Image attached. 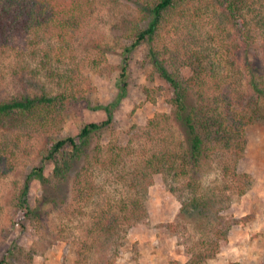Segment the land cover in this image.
<instances>
[{"label":"rangeland","instance_id":"374dc122","mask_svg":"<svg viewBox=\"0 0 264 264\" xmlns=\"http://www.w3.org/2000/svg\"><path fill=\"white\" fill-rule=\"evenodd\" d=\"M150 0H93L92 13L78 28L62 38L55 32L45 37L16 35L14 47L0 51V98L24 92L64 91L75 95V104L50 129L21 130L13 124L0 127V264H186L190 253L213 246L219 218L212 221L195 211L181 212L180 201L164 181L162 173L153 175L146 196L147 215L127 229L123 239H113L95 231L94 213L103 196L114 199L116 191L98 171L91 176L95 184L89 199L75 200L71 183L43 186L29 182L27 202L32 212L21 206L20 193L30 170L40 163L47 136L62 138L79 132L89 122L107 117L112 121L101 137L94 136L91 148L131 144L135 149L154 144L157 137L174 143L180 137L175 123L163 124L159 134L144 133L146 123L158 113L171 112L172 87L152 67L148 58L150 43L142 42L126 55V91L117 101L118 77L123 49L132 41L136 23H147ZM190 12L174 16L155 42L172 70V49L187 38L191 45L211 46L225 23L213 11L197 4L186 5ZM261 44L249 50L248 58L261 72ZM243 58V56H240ZM240 62L236 67L244 70ZM190 71L181 68L187 77ZM245 79L240 73L243 85ZM116 102V103H115ZM13 123V122H12ZM246 143L238 168L251 177L246 191L229 200L215 169V161L204 168L202 184L217 200L223 220H234L218 251L201 264H264V121L246 127ZM154 140V141H152ZM54 164L46 162L44 174ZM105 181V183H104ZM174 183V181H172ZM176 184V183H174ZM102 193L104 194L102 196ZM229 200V201H228ZM217 214V213H216ZM6 256V257H5Z\"/></svg>","mask_w":264,"mask_h":264},{"label":"trees","instance_id":"16d2710c","mask_svg":"<svg viewBox=\"0 0 264 264\" xmlns=\"http://www.w3.org/2000/svg\"><path fill=\"white\" fill-rule=\"evenodd\" d=\"M92 2L0 0V51L14 47L16 35L32 34L41 39L55 32L63 41L64 36L90 16ZM190 3L199 5L193 8L195 16L199 15L196 10L204 4L225 24L219 28L216 42L211 46H193L188 38L178 43L172 49L171 59L179 67L172 70L155 42L174 16L184 17L190 12L186 6ZM147 6V23L133 26L132 41L122 51L125 56L118 77L117 101L126 91V55L147 41L150 63L172 87L173 97L170 114L154 115L147 121L144 133L159 134L163 124L173 122L179 129V139L169 144L157 137L154 144L141 149L131 144L103 147L98 142L91 148V139L94 136L99 139L112 121L110 109L97 106L106 111L104 120L86 123L72 136L46 137L40 163L30 170L24 181L21 206L26 212H32L27 202L32 179L39 180L43 186L69 182L73 199H89L96 188L91 176L98 171L101 178L104 176L105 181L113 185L116 194L109 200L102 193L103 202L94 213L93 226L97 233L119 240L124 238L128 228L146 217L148 187L153 175L162 173L169 190L180 201L181 212L212 215V221L217 215L218 225L225 224L223 230L216 227L213 246L190 253L186 264H201L204 258L218 251L220 239H226L234 221H222L224 218L217 209L214 217L212 209L223 200L209 195L204 188L201 179L204 168L216 160L215 169L222 180L223 194L229 195L224 198L229 200L233 194H243L251 183L250 175L239 170L238 162L244 152L246 127L264 121V0H150ZM258 44H261V72L248 58L249 50ZM240 58L244 70L236 67ZM181 68L189 69L187 77L180 74ZM240 73L245 79L243 85L232 81H240ZM74 100L73 94L45 89L0 98V127L13 124L22 127L21 130L50 129L62 120L64 111L75 104ZM4 150L5 144L0 147V156ZM46 162L54 164L47 176L44 174Z\"/></svg>","mask_w":264,"mask_h":264}]
</instances>
